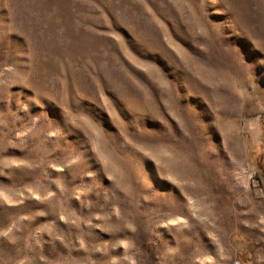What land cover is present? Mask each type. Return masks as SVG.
<instances>
[{
    "label": "rangeland",
    "instance_id": "rangeland-1",
    "mask_svg": "<svg viewBox=\"0 0 264 264\" xmlns=\"http://www.w3.org/2000/svg\"><path fill=\"white\" fill-rule=\"evenodd\" d=\"M0 264H264V0H0Z\"/></svg>",
    "mask_w": 264,
    "mask_h": 264
}]
</instances>
